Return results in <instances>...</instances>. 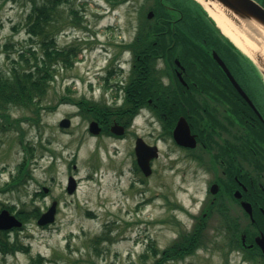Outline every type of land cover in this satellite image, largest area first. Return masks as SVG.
<instances>
[{"label":"rangeland","instance_id":"rangeland-1","mask_svg":"<svg viewBox=\"0 0 264 264\" xmlns=\"http://www.w3.org/2000/svg\"><path fill=\"white\" fill-rule=\"evenodd\" d=\"M34 2L41 0H0L3 70L11 66V58L22 47L38 48L26 32L27 14ZM59 2L54 26L56 43L59 47L76 46V61L71 68L58 69L42 101L46 107L41 109L38 122H32L31 113L19 108L12 109L10 124L5 125L0 118V206L11 205L14 211L27 212L36 206L42 210L55 199L57 210L54 221L48 225L40 226L30 217L21 229L11 231L10 241L28 250L9 254L0 251V264H30L31 258L38 254L44 258L39 264H152L157 256L149 245L163 249L181 231L190 228L201 207L207 179L195 176L190 169L170 171L165 168L163 154L155 161L150 176L143 177L137 171L130 173L128 141L105 134L91 135L87 130L91 120L88 114L70 101L84 97L115 103L103 88V76L109 67L116 66L114 56L127 58L119 45L134 34L138 16L152 3ZM6 43L11 46L5 49L2 45ZM258 47L261 60L256 65L264 75V43ZM122 67L124 71L115 76L124 80L126 65ZM64 117L71 121L67 128L58 126ZM143 120L138 116L134 121L139 134L148 129ZM22 142L33 147L29 164L33 177L6 188L4 184L15 174L24 156ZM68 175L78 181L73 195L65 191ZM42 186L48 187L49 193L36 197L35 191ZM169 202L176 203V207L169 206ZM97 235L105 237L94 243L93 237ZM232 260L229 264H241ZM165 264H223V261L206 244L181 260Z\"/></svg>","mask_w":264,"mask_h":264},{"label":"flooded vegetation","instance_id":"flooded-vegetation-1","mask_svg":"<svg viewBox=\"0 0 264 264\" xmlns=\"http://www.w3.org/2000/svg\"><path fill=\"white\" fill-rule=\"evenodd\" d=\"M246 1L264 10V0ZM146 2L156 7L151 8L153 16H147L154 21L139 19L134 34L123 42L128 44L123 49L127 58L114 56L116 66L110 74L114 78L103 88L115 103L107 104L113 107L109 117L94 118L100 127L97 136L128 141L130 173L135 170V142L141 137L158 149V157L150 160L152 173L163 154L170 171L185 168L205 177L199 212L177 239L196 237L200 247L209 244L223 264L232 258L241 264H264V93L257 94L252 85L262 81L247 78L244 53L201 17L196 3L200 1ZM219 60L252 104L235 88ZM123 65L124 80L115 76L124 71ZM125 100L142 104L146 132L139 134L134 118L115 109L117 101ZM180 117L189 126L194 146L180 145L173 138ZM114 123L123 126L121 135L109 133ZM35 192L36 197L43 194L42 188ZM168 204L172 207L173 202ZM7 207L13 206L1 205L0 210Z\"/></svg>","mask_w":264,"mask_h":264},{"label":"trees","instance_id":"trees-1","mask_svg":"<svg viewBox=\"0 0 264 264\" xmlns=\"http://www.w3.org/2000/svg\"><path fill=\"white\" fill-rule=\"evenodd\" d=\"M59 1L60 0H41V2H34L27 14L26 32L29 39L32 41L34 40L38 48H34L33 45L27 48L22 47L17 52V56L11 58L12 64L9 68L4 70L0 68V118L6 122L5 125L11 123L10 119L12 109L14 108L30 112L29 119H31L32 122H38L40 120L41 109L46 107L42 104V101L58 69L71 68L76 61V46L69 45L59 47L54 36V26L57 18L55 15L58 11ZM107 1L116 4L126 0ZM153 30L157 29L151 28L150 31ZM2 46L6 49L11 45L6 43ZM124 46L126 47L128 44L123 45V47ZM247 67L256 71V67L249 59H247ZM249 77H251V80L252 78L254 79V76L247 71V78ZM255 79L262 80L257 72ZM257 84L258 83H252L253 89L258 94V91L262 90L264 86H262V83L261 85ZM257 86H260V89H257ZM70 101L77 105L81 112L90 115V117H109L110 113H112L110 107L104 104H98L91 99L80 97L78 99L72 98ZM140 105L142 104L125 100L117 106L116 110L117 112H127L129 117H132ZM22 145L25 151L24 156L21 162L16 166L15 174H13L10 181L6 183V185H12L11 187L21 184L26 181L27 178L32 177L29 164L33 158V147L28 143L24 144V142H22ZM38 214L39 213L32 212L29 216L28 214L16 213V216L26 221L30 217H37ZM4 236V239L0 236V251L2 253H13L19 249L28 250L19 243L11 242L6 234ZM104 237V235H97L93 237V242L99 243ZM198 244L199 241L197 238L193 239V241L190 238L181 239L174 244L175 246H168L164 251L160 252L163 258L155 260L152 264H164L166 257L182 258L186 254L193 252L198 247ZM153 250L157 251L155 248H153ZM43 259L42 256L37 255L31 258L30 264L42 263Z\"/></svg>","mask_w":264,"mask_h":264},{"label":"water","instance_id":"water-1","mask_svg":"<svg viewBox=\"0 0 264 264\" xmlns=\"http://www.w3.org/2000/svg\"><path fill=\"white\" fill-rule=\"evenodd\" d=\"M210 1L217 2L219 5L225 8L227 10V14L230 13V16L234 18L233 19L234 22H237V20H235L236 18L253 19L264 28V10L261 9L259 6H257L254 2H247L246 0H210ZM151 15H152V11L149 12V16ZM255 57H257V59L259 60L261 59L258 52H255ZM219 63L223 66L229 79L232 81L233 85L236 87L239 93H241V95L244 96L249 103H251L247 94L237 84V82L234 80L230 72L226 69L225 65L220 60ZM59 125L62 127H68L70 125V120L68 118H63L59 122ZM89 130L92 133H98L99 128H97V123L92 121L89 125ZM111 130L115 133L120 134L123 132V127L114 124L111 127ZM173 136L179 144L185 146H194L195 144L193 137L190 135L188 124L185 121V119L182 117L179 118L174 128ZM135 153H136L138 165L143 171V173L145 175L150 174L151 167L149 164V160L157 156V147L147 145L141 138H137L135 145ZM67 189L69 192H71L74 189V179L72 177L69 178ZM54 212H55V202H53L50 208L39 217V219L37 220L38 224L41 225L53 221ZM21 224H22L21 221L17 219L13 214H11L7 209H3L0 211V229H10L12 227H19L21 226Z\"/></svg>","mask_w":264,"mask_h":264},{"label":"bare ground","instance_id":"bare-ground-1","mask_svg":"<svg viewBox=\"0 0 264 264\" xmlns=\"http://www.w3.org/2000/svg\"><path fill=\"white\" fill-rule=\"evenodd\" d=\"M200 1L221 31L239 46L248 56L256 61L255 52L260 53L259 44L264 43V28L253 19L236 18L234 22L230 13L217 2Z\"/></svg>","mask_w":264,"mask_h":264}]
</instances>
